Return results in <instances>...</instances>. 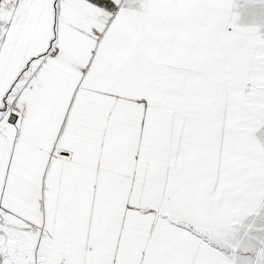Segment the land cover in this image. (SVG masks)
<instances>
[{
    "label": "snow or ice",
    "instance_id": "obj_1",
    "mask_svg": "<svg viewBox=\"0 0 264 264\" xmlns=\"http://www.w3.org/2000/svg\"><path fill=\"white\" fill-rule=\"evenodd\" d=\"M0 264H264V0H0Z\"/></svg>",
    "mask_w": 264,
    "mask_h": 264
}]
</instances>
